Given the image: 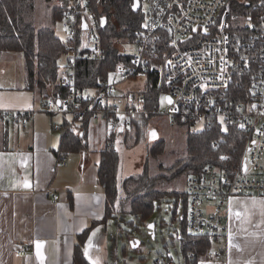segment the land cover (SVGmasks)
I'll return each mask as SVG.
<instances>
[{
	"label": "built area",
	"instance_id": "built-area-1",
	"mask_svg": "<svg viewBox=\"0 0 264 264\" xmlns=\"http://www.w3.org/2000/svg\"><path fill=\"white\" fill-rule=\"evenodd\" d=\"M261 1L264 5V0ZM90 3L91 0L62 2V40L69 49L61 74L67 94L40 96V107L50 114H70L74 126L89 116L90 121L103 120L110 135L123 132L140 116L148 114L144 107L147 85L145 81L143 88L123 89L121 83L136 78L146 80L150 69L159 68L154 59H159L162 52L165 58L160 64L163 70L160 81L167 90L152 113L159 111L163 99L162 112L173 118L205 121L216 116L223 123L238 124L247 134L248 142L238 165L209 164L186 179L188 231L210 234L214 242H223L226 252L231 198L264 195V43L253 53L254 57H260L262 66L261 73L252 79L250 94L246 99L233 100L225 90L232 69L239 64L231 52L232 38L228 31L231 0H146V20L137 33L132 60L120 62L110 78L98 80L94 90H80L78 61L87 56L105 58L102 21ZM258 27L264 38V8ZM6 114L26 125L31 111L0 110V119ZM55 127L60 129L62 125ZM65 160L62 157L57 162L62 164ZM53 198L57 200L60 195L56 193ZM29 250L30 244H22L17 254L25 255ZM219 254L220 249L209 251L208 256ZM155 264H174V259L161 253Z\"/></svg>",
	"mask_w": 264,
	"mask_h": 264
},
{
	"label": "trees",
	"instance_id": "trees-1",
	"mask_svg": "<svg viewBox=\"0 0 264 264\" xmlns=\"http://www.w3.org/2000/svg\"><path fill=\"white\" fill-rule=\"evenodd\" d=\"M50 5L51 20L35 22V0H0V53H21L25 66L26 88L44 97H56L67 94L62 84L60 59L67 54L68 44L55 31V25L61 21L64 0ZM138 11L133 9L134 0H91L90 7L101 18L102 39L105 58L97 60L86 57L77 64V85L80 90H94L100 78L108 79L116 71L120 62H130L137 33L144 26L146 10L143 2ZM66 1L63 3L65 4ZM264 8L261 0H231L228 31L231 34V52L238 60L230 74L226 90L228 98L246 99L250 94L251 82L261 73L262 61L254 57L264 43L263 33L259 25V15ZM104 22V25H103ZM255 45L253 46V42ZM247 42H252L250 45ZM165 55L160 52L159 59L154 62L159 68L149 70L146 77L144 107L151 114L158 108L160 97L166 87L160 79ZM65 64V63H64ZM187 122L190 126L195 121L176 118ZM187 120V121H186ZM90 123L89 116L80 119L76 127H64L57 156L76 152L86 147L85 135ZM78 126V127H77ZM130 130L123 131L127 143ZM140 132V131H138ZM116 134L109 135L107 146L101 151L97 180L106 193L105 215L102 221L123 216V221L138 228L155 212L160 202L173 199V213L180 223L179 240L183 256V264H198L208 255L214 241L210 234H194L188 231V194L186 190L166 188L169 179L185 174L186 179L192 173L200 172L206 165L236 166L239 164L246 148L248 138L245 130L238 124L223 123L216 116H209L201 130H190L188 134V152L173 164L171 175L152 173L147 161L141 172L132 173L119 180L120 155L115 147ZM165 150L163 139L156 141L149 154L158 157ZM230 155V159H226ZM182 209L178 214V207ZM132 218L125 220V216ZM174 215V216H175ZM173 216V217H174ZM100 221H92L80 234L74 247L75 264H91L84 254V244L90 230ZM139 247H134L137 251Z\"/></svg>",
	"mask_w": 264,
	"mask_h": 264
},
{
	"label": "crops",
	"instance_id": "crops-1",
	"mask_svg": "<svg viewBox=\"0 0 264 264\" xmlns=\"http://www.w3.org/2000/svg\"><path fill=\"white\" fill-rule=\"evenodd\" d=\"M19 80L15 86L2 82L0 77V110L31 111L26 125L12 119L9 114L0 119V264H75L77 235L94 220L100 222L90 230L84 244V254L88 249L85 257L91 264L93 261L115 264L112 250L117 238L111 230L112 222L117 224L121 236L127 235L129 247L133 251L134 247H139L137 251L140 252L141 243L135 239V234L131 236L129 233L139 231L140 227L146 229L148 220L138 228L123 221L121 214L102 221L106 193L98 183L97 174L101 151L107 146L110 135L105 122L90 121L84 149L57 156L55 150L60 144L62 128H73L74 124L65 116L44 111L36 92L26 88L25 76ZM55 125H62V128ZM121 133H116V139ZM62 157L66 160L59 164L57 161ZM128 175L122 171L120 160L119 180ZM25 182L30 186L25 187ZM56 193L60 198L54 200ZM163 202L166 201H161L159 208ZM172 203L174 205V200ZM173 205L170 207L173 215L168 222L153 220L150 222L151 230L147 228L155 238L158 225L168 228L169 234L168 240L162 237L163 249H157L152 264L159 254H170L167 251L170 242L175 244L177 238L180 244L179 218L173 213ZM130 218L132 216L124 217L125 220ZM121 223H125L127 228ZM229 233L226 252H223V242H214L210 251L220 249L222 254L206 255L198 264H264V195H234L231 198ZM37 242L42 245V260L37 256ZM26 243L31 245V250L18 255L17 249ZM122 251L126 255V246ZM182 258L179 264H183ZM145 263L144 256L140 254L139 261L133 264ZM118 264L131 263L124 259Z\"/></svg>",
	"mask_w": 264,
	"mask_h": 264
},
{
	"label": "rangeland",
	"instance_id": "rangeland-1",
	"mask_svg": "<svg viewBox=\"0 0 264 264\" xmlns=\"http://www.w3.org/2000/svg\"><path fill=\"white\" fill-rule=\"evenodd\" d=\"M59 2L58 0H35L34 5V15L35 22L44 23L51 20L50 5L52 3ZM146 0L143 2V9L146 10L147 7ZM41 23L37 24L40 25ZM56 34L63 39L64 29L62 24L58 22L55 25ZM131 53L134 52V47L129 50ZM10 56H4L7 54L0 53V77L2 82L12 83L17 86L20 82L19 77L25 76V66L24 60L21 53H10ZM67 55L65 54L60 59V65L63 66L66 62ZM145 85L144 78H136L132 80L125 81L121 83V88L123 89H134L136 87L143 88ZM39 97V93H36ZM37 97V98H38ZM124 102V101H123ZM165 105L164 100H161L159 111L157 113L147 114L145 117L140 116L129 128L130 137L128 142L124 141V136L119 134L115 141V147L119 152L122 171L126 174H132L141 172L144 168V164L148 161L151 166L152 173H163L164 175H171L174 171L173 164L176 160L184 157L188 152V134L192 130H201L204 127L203 120H197L193 125H189L187 122L179 121L176 118L171 117L168 114L163 113V107ZM58 116H65L68 120H73V117L70 114H52ZM140 131V132H138ZM153 133L155 135H153ZM163 139L165 142V150L162 155L158 157H153L149 154V151L152 145ZM166 188H175L179 191L186 189V175L182 174L175 179H169L165 182ZM166 202H163L160 205V208L157 207L155 212L148 219L147 228L151 230L150 227L153 220H163L165 223L169 221L172 217V201L173 199H167ZM171 202V203H170ZM170 204V206H169ZM179 208V213L181 212V205ZM163 209V210H162ZM168 209V210H167ZM179 220L177 221V224ZM124 228H127L125 223H121ZM176 224V225H177ZM180 225V223H179ZM112 233L117 238V243L112 250V260L115 264L118 262L127 259L131 264L137 263L140 258V254L144 256L145 264H152L153 257L157 253V249H163L162 237L165 240H168V228L165 226H157L156 229V238L152 237L153 234L149 230L143 227L139 228V231L134 233H129L131 236L135 234V239L139 241L141 251H133L129 247V242L127 241V235L121 236V233H118V226L116 223L112 222L110 224ZM173 230V229H171ZM175 244L170 242L169 253L173 256L175 261L174 264H179V259H181L182 253L180 244L176 241ZM138 244V245H139ZM136 245V243L134 244ZM126 246V255L123 254V247ZM176 248V250H175ZM111 251V250H110ZM183 263V258H182Z\"/></svg>",
	"mask_w": 264,
	"mask_h": 264
},
{
	"label": "snow or ice",
	"instance_id": "snow-or-ice-1",
	"mask_svg": "<svg viewBox=\"0 0 264 264\" xmlns=\"http://www.w3.org/2000/svg\"><path fill=\"white\" fill-rule=\"evenodd\" d=\"M145 7H147V6H145ZM84 27L85 28H87V25L85 24L84 25ZM166 99H168V101H169V103H171V99L170 98H166ZM221 120H223V118H221ZM153 135H155L154 133H153ZM25 187H29L30 185L27 183V182H25V185H24ZM237 215H239V213H237ZM151 227V226H150ZM99 229H97V231H98ZM93 235H95V232L93 233ZM89 244H91V241L89 240ZM42 247V245L40 244V242H37V244H36V248H37V256H39L40 258H41V260L43 259V256L41 255V253H40V248ZM87 253H88V249L86 248L85 249V254L87 255ZM93 264H97V261H93Z\"/></svg>",
	"mask_w": 264,
	"mask_h": 264
},
{
	"label": "water",
	"instance_id": "water-1",
	"mask_svg": "<svg viewBox=\"0 0 264 264\" xmlns=\"http://www.w3.org/2000/svg\"><path fill=\"white\" fill-rule=\"evenodd\" d=\"M140 6H141V1L140 0H134V2H133V9L135 10V11H138L139 10V8H140ZM103 25H104V22H103ZM167 98H170L169 96H167ZM244 168H245V166H246V164H245V162H244Z\"/></svg>",
	"mask_w": 264,
	"mask_h": 264
},
{
	"label": "bare ground",
	"instance_id": "bare-ground-1",
	"mask_svg": "<svg viewBox=\"0 0 264 264\" xmlns=\"http://www.w3.org/2000/svg\"><path fill=\"white\" fill-rule=\"evenodd\" d=\"M187 121V120H186Z\"/></svg>",
	"mask_w": 264,
	"mask_h": 264
}]
</instances>
